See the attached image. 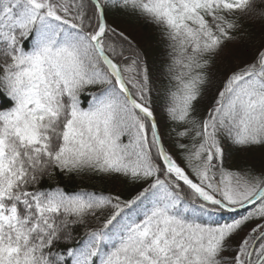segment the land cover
Segmentation results:
<instances>
[{
    "label": "snow or ice",
    "instance_id": "6c2138e0",
    "mask_svg": "<svg viewBox=\"0 0 264 264\" xmlns=\"http://www.w3.org/2000/svg\"><path fill=\"white\" fill-rule=\"evenodd\" d=\"M0 98V264H264V0H0Z\"/></svg>",
    "mask_w": 264,
    "mask_h": 264
},
{
    "label": "trees",
    "instance_id": "16d2710c",
    "mask_svg": "<svg viewBox=\"0 0 264 264\" xmlns=\"http://www.w3.org/2000/svg\"><path fill=\"white\" fill-rule=\"evenodd\" d=\"M3 103H4V100L2 98H0V104H3ZM98 187L105 188V190H108L110 188V186H108V188H106L105 185H102V184H98Z\"/></svg>",
    "mask_w": 264,
    "mask_h": 264
}]
</instances>
